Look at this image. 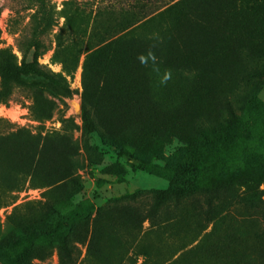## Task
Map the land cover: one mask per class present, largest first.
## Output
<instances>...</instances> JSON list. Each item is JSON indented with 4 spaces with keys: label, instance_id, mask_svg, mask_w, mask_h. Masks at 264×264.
Returning <instances> with one entry per match:
<instances>
[{
    "label": "rangeland",
    "instance_id": "1",
    "mask_svg": "<svg viewBox=\"0 0 264 264\" xmlns=\"http://www.w3.org/2000/svg\"><path fill=\"white\" fill-rule=\"evenodd\" d=\"M49 1L55 16H61L64 2L71 0ZM179 1L73 0L64 13L72 15L81 11L90 16V20L74 24L78 28L83 25V33L74 48L79 53L75 70L67 76L72 92L70 98H54L42 88L14 87L10 101L0 104V137L23 130L38 141L35 163L38 173L32 183L37 187L26 181L20 192L11 193V198L8 197L10 193H4L0 188V248L7 238L15 241V246H10L11 254L28 250L24 264H173L181 252L191 249L192 260H197L200 253H210L216 264H230L228 252L239 251L240 241L227 238L223 244L225 232L233 224L244 227L248 218L260 221L252 207L254 204L264 206V161L250 166L240 179L228 183L227 192L220 191L222 197H234L226 199L217 212L216 216L221 217L219 229L206 237L209 240L204 242L206 247L200 252L201 238L211 231L212 223L195 237L199 227L195 222L201 215L198 199L191 197L178 207L170 204L154 209V195L166 189L167 182L158 175L132 170L130 164H136V161L119 155L100 132H83L80 119L83 63L101 38L100 23L93 19L96 13L104 7L115 14L119 8L135 2L147 4L149 16L135 22L137 25L153 19L156 15L153 11L166 3L169 6ZM242 2L247 8L254 4V0H190V13H181L179 5L170 14L176 30L181 34L191 32L195 41L191 47L177 49L173 42L175 32H169L172 37L163 54L170 65L166 64L167 67L149 77L152 97L160 99L169 113L184 121L180 130L171 129L161 144L136 142V148H152L144 151L152 162L164 165L182 151L195 148L202 141V134L209 139L217 137L224 142L231 141L247 127L245 125L243 131L235 133L236 129L228 121V108L236 119L247 124L251 96L257 94L264 101V75L246 83L240 82L241 76L238 82L235 80L243 61L234 52V36L231 38L230 35L232 31L237 33L234 17H247L240 9ZM33 5L34 0H0V49L12 51L17 61L22 58L21 36H31ZM263 14H256L255 24L264 28L261 25ZM196 16L206 18L200 20ZM116 17L120 16L114 15V20ZM57 22L58 26L51 33L41 37L48 52L39 59L41 65L53 72L62 71L61 64L51 61L54 34L63 18H57ZM144 31L149 34L145 28ZM161 31L166 32L165 29ZM157 32L160 34L159 29ZM226 32H230L229 35L226 36ZM240 34L236 35L238 39ZM185 55L204 65L210 74L213 70V74L195 78L186 72L179 80L174 67L187 63ZM91 66L88 71H92L94 77L88 72L87 85L97 79ZM230 73L235 79L228 77ZM199 122L202 126L197 130ZM7 143L12 147V141ZM128 148L135 154L138 151L132 146ZM260 154L264 155V145ZM83 198L90 199L94 209L68 231L61 250L43 233L58 225L61 217ZM240 199L247 204L239 202ZM218 243L221 248L216 249ZM141 246L147 248L148 257L137 254ZM0 264L6 263L0 260Z\"/></svg>",
    "mask_w": 264,
    "mask_h": 264
},
{
    "label": "trees",
    "instance_id": "2",
    "mask_svg": "<svg viewBox=\"0 0 264 264\" xmlns=\"http://www.w3.org/2000/svg\"><path fill=\"white\" fill-rule=\"evenodd\" d=\"M72 1L64 2L62 15L55 16L54 7L50 6L49 0H34L35 9L30 17L31 36L29 38L21 36L20 39L21 60L17 61L9 49H0V104L5 105L10 101L14 87L42 88L54 98H70L72 92L67 76L75 70L79 53L74 48L78 42L76 40L83 33V25L78 28L79 26L74 24L76 21L80 24L81 21L84 23L85 20H90V16L81 11L71 13L72 15L64 13L67 7L73 4ZM189 1L180 0L169 6L166 3L153 11L156 13L153 19H147L137 25L135 22L149 16L147 4L135 2L119 8L115 14L105 7L102 8L103 11L99 9L93 19H98L100 23L101 38L97 48L86 55L83 63L84 91L80 119L84 133L100 132L102 138L109 140L119 155L136 161V164H130L132 170L158 175L167 182V188L157 191L154 195V209L170 204L178 207L191 197L198 199L201 215L195 222L199 224L195 237L212 223L211 231L201 238L199 245L201 252L202 247H206L204 242L209 240L210 234L217 233L219 229L221 217L216 216L217 212L225 205L226 199L231 200L234 197L220 196L221 190L227 192L228 183L240 179L250 166H256L264 161V155L260 154L264 145V101L257 94L251 96V106L247 109L249 111L247 124H243L241 119H236L232 110L228 108V121L236 129L235 133L243 131L245 125L247 127L229 142L217 137L209 139L202 134V141H199L195 148L185 153L182 151L164 165L154 163L146 156L148 154L144 151L152 148L140 146L136 148V142L140 141L153 146L161 144L171 129L175 127L180 130L183 125L184 121L169 113L160 99L152 97L149 77L151 78L155 71L170 65L163 54L168 39L172 37L169 32H175L173 42L177 49H186L193 45L195 41L193 34L191 32L181 34L170 21V14L179 5L181 13H190ZM240 9L247 17L242 19L234 17L236 22L234 30L237 33L232 31L230 36L231 38L234 36V52L243 61L242 69L238 72L239 76H236L238 79H235L232 73L228 74V77L238 82L241 76L240 82L246 83L250 79H258L264 75V28L255 24L258 18L256 14L264 13V0H254L250 8L244 6L242 2ZM114 15L120 17L114 20ZM59 17L63 18V23L54 34L55 46L51 61L61 64L62 71L53 72L39 63V59L48 52L41 37L51 33L54 27L58 26ZM261 17L263 18L261 25L264 26V14ZM197 18L204 20L206 17ZM143 28L149 34L142 32ZM75 29L77 30L74 31ZM158 29L160 34L157 32ZM161 29H165L166 32H162ZM229 33L226 32V36ZM238 33H241L239 39L236 36ZM185 59L187 60L185 65L174 67L179 80L184 78L186 72L195 78L209 77L213 74V70L210 74L204 65L198 64L189 55H185ZM90 64L92 70L94 68L97 73V79L93 84L87 85L88 72L94 77L93 72L88 71ZM227 107H230L229 102ZM201 126L202 123L199 122L196 129L200 130ZM34 138L23 130L17 134L0 137V188L4 193H10L8 196L10 198L13 197L11 193L21 191L26 181H29L28 184L32 187H37L36 184H32L38 173L35 166L38 141ZM7 141H12V147H8L10 145ZM128 146L136 148L137 153L132 152ZM226 172L231 173L225 175ZM239 202L247 204L243 199ZM93 209L90 199H81L61 217L58 225L43 235L55 241L62 250L68 231L86 219ZM252 209L261 218L259 222L248 218L247 225L241 227L233 224L223 236V244L227 238H232L235 242L240 241L239 251L228 252L230 264H264V206L254 204ZM207 236L209 237L206 238ZM15 244V241L6 239V244L0 248V260L6 264L26 262L28 250L18 255L11 254L10 246L13 247ZM215 248H221V243L216 244ZM137 254L149 256L145 246H141ZM192 255L193 249L183 251L173 264L217 263L213 261L210 253L198 254L197 260H192Z\"/></svg>",
    "mask_w": 264,
    "mask_h": 264
}]
</instances>
